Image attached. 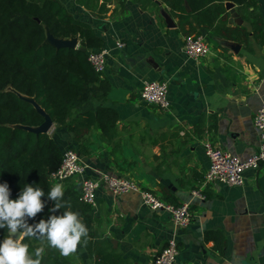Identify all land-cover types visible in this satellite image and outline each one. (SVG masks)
Here are the masks:
<instances>
[{
  "label": "crops",
  "instance_id": "crops-1",
  "mask_svg": "<svg viewBox=\"0 0 264 264\" xmlns=\"http://www.w3.org/2000/svg\"><path fill=\"white\" fill-rule=\"evenodd\" d=\"M60 1L95 28L108 52L101 74L110 86L107 100H89L79 112L110 106L118 115L110 139L96 129L84 136L79 155L86 175L105 171L133 179L168 203H188L192 215L188 227L173 235L166 211L150 210L137 193L113 195L101 186L90 211L98 233L124 264H152L170 237L179 247L175 264H264V163L246 170L242 185L202 184L207 140L242 160L258 151L252 118L264 102V0H223L225 15L211 27L189 19L209 45L196 60L185 55L178 18L160 0L144 7L126 0L123 8L113 0L100 15ZM223 26L246 33L228 37ZM144 80L167 82L168 110L140 100ZM48 133L62 151L71 145L77 150L64 127L53 123ZM62 185L78 192L80 178ZM76 253L68 256L70 264H90L81 243ZM43 264L54 263L44 257Z\"/></svg>",
  "mask_w": 264,
  "mask_h": 264
},
{
  "label": "trees",
  "instance_id": "trees-1",
  "mask_svg": "<svg viewBox=\"0 0 264 264\" xmlns=\"http://www.w3.org/2000/svg\"><path fill=\"white\" fill-rule=\"evenodd\" d=\"M73 1L100 15L107 11V4L113 0ZM125 1L116 0L121 8ZM135 1L141 7L152 3V0ZM160 1L178 18V27L184 34L199 35L189 23L191 18L198 24L211 27L219 15H225L223 0ZM229 1L244 4L247 0ZM45 28L56 38L77 37L78 47L57 48L44 43ZM222 30L228 37H232L234 32L246 33L238 27L223 26ZM102 45L95 28L75 18L60 0H0V184L9 185L11 200L18 198L26 184L39 186L45 192L42 197L45 208L30 219L29 224L38 223L41 219L47 221L53 214L49 209L54 202L47 198L53 186L49 174L58 168L63 151L51 134L36 133L22 127L39 126L44 117L17 93L33 97L55 125L64 127L71 134L79 154L81 142L91 129L99 130L102 138L110 139L116 131L118 119L114 107L100 106L97 110L79 112V108L89 100H107L109 82L95 72L87 60L88 51L100 49ZM82 47L85 51L80 50ZM63 190L61 202L66 206L54 214L59 216L69 210L68 204L71 211L79 213L88 230L87 238L82 237L80 243L90 264H124V259L115 252L107 238L96 230L90 215L91 208L80 200L79 191ZM6 234V228L0 229V242ZM22 242L29 246L30 254L44 247L41 264L44 257L54 264H70L68 257L49 247L47 241L24 238Z\"/></svg>",
  "mask_w": 264,
  "mask_h": 264
},
{
  "label": "built area",
  "instance_id": "built-area-1",
  "mask_svg": "<svg viewBox=\"0 0 264 264\" xmlns=\"http://www.w3.org/2000/svg\"><path fill=\"white\" fill-rule=\"evenodd\" d=\"M264 31V27H263ZM123 42L117 41V47H123ZM182 49L188 58L193 60L204 56L209 45L203 35L185 34ZM106 48L88 51L87 60L92 69L102 74L106 67ZM140 100L146 104L156 106L161 110L169 109L168 85L163 80H144L139 90ZM252 122L259 136L258 151L247 159H240L229 151L215 146L211 141L205 142V155L209 165L203 175V186L206 184L242 185L244 172L249 169H258L264 163V102L253 115ZM87 165L81 159L74 147H66L62 153V160L56 170L49 174L52 184H62L66 180L79 177L80 200L91 209L97 206V191L101 186L107 188L113 195L137 193L143 205L150 210H164L169 214L173 235L185 229L191 223L192 215L188 203L174 205L166 202L153 191L143 188L133 179L116 176L108 172H100L97 176L86 175ZM201 198H205L199 194ZM179 255V247L175 237H170L159 253L154 257L152 264H175Z\"/></svg>",
  "mask_w": 264,
  "mask_h": 264
},
{
  "label": "clouds",
  "instance_id": "clouds-1",
  "mask_svg": "<svg viewBox=\"0 0 264 264\" xmlns=\"http://www.w3.org/2000/svg\"><path fill=\"white\" fill-rule=\"evenodd\" d=\"M7 183L0 184V229H7L0 242V264H41L44 247L29 253V246L22 241L24 238H36L47 241L49 247L58 249L60 254L67 257L76 252L81 238H87V227L82 223L79 213L70 210L57 216L54 213L66 205L62 203L63 185H53L47 193V198L54 202L49 209L48 220L41 219L38 223L29 224L38 213L45 208L42 197L45 192L39 186L24 185L19 196L11 200ZM86 242V239H85Z\"/></svg>",
  "mask_w": 264,
  "mask_h": 264
},
{
  "label": "water",
  "instance_id": "water-1",
  "mask_svg": "<svg viewBox=\"0 0 264 264\" xmlns=\"http://www.w3.org/2000/svg\"><path fill=\"white\" fill-rule=\"evenodd\" d=\"M227 9L232 8V4L231 3H227L226 5ZM44 43L50 44L54 47H67V48H77L78 47V39L77 37H71V38H56L54 37L48 30V28H45V40ZM80 50L85 51V48L82 47L80 48ZM20 97H22L23 99L29 101L30 103L33 104V106L37 109V111L43 115L44 117V121L36 127H31V126H22L23 128L39 133V132H45L48 133V131L50 130V128L53 125V121L51 120V118L49 117V115L34 101L33 97H28L25 95H22L20 93H17Z\"/></svg>",
  "mask_w": 264,
  "mask_h": 264
},
{
  "label": "rangeland",
  "instance_id": "rangeland-1",
  "mask_svg": "<svg viewBox=\"0 0 264 264\" xmlns=\"http://www.w3.org/2000/svg\"><path fill=\"white\" fill-rule=\"evenodd\" d=\"M72 255V254H71ZM75 255L76 256H79L76 252L75 253H73V258L75 257ZM68 257V256H67Z\"/></svg>",
  "mask_w": 264,
  "mask_h": 264
}]
</instances>
